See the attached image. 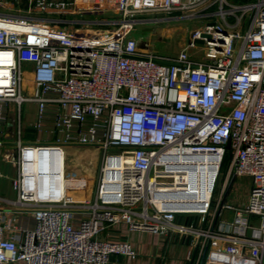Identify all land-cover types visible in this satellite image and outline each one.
I'll list each match as a JSON object with an SVG mask.
<instances>
[{"label":"built area","instance_id":"obj_1","mask_svg":"<svg viewBox=\"0 0 264 264\" xmlns=\"http://www.w3.org/2000/svg\"><path fill=\"white\" fill-rule=\"evenodd\" d=\"M79 1L0 0V147L17 167L0 264L136 259L103 237L122 224L180 239L191 264H264V0H112L103 19ZM144 16L197 24L168 57L133 37ZM25 103L51 137L28 139Z\"/></svg>","mask_w":264,"mask_h":264},{"label":"crops","instance_id":"obj_2","mask_svg":"<svg viewBox=\"0 0 264 264\" xmlns=\"http://www.w3.org/2000/svg\"><path fill=\"white\" fill-rule=\"evenodd\" d=\"M28 89L32 90L30 86ZM31 106L34 107L32 114L25 116L23 113L24 127H26L29 134V136L28 134L26 135V138L28 136V139L35 140L36 138L44 139L48 136L51 137V135H46L44 132H37L33 129L32 124L35 123L36 105ZM13 150L14 146L10 144L0 147V175H4L2 180L0 178V204L2 203L1 199L12 200L15 198L12 180L17 174V167L14 165V162L8 158V155L11 154ZM73 153H75V150ZM71 161H73L72 158ZM230 200L236 202L234 199ZM103 237L114 241H128L138 253L136 259L125 256H113L110 264H191L188 259L191 247L183 243L180 239L162 237L144 231L132 232L125 224L120 225L118 228L108 229V231L103 234Z\"/></svg>","mask_w":264,"mask_h":264},{"label":"rangeland","instance_id":"obj_3","mask_svg":"<svg viewBox=\"0 0 264 264\" xmlns=\"http://www.w3.org/2000/svg\"><path fill=\"white\" fill-rule=\"evenodd\" d=\"M232 3H245L246 0H230ZM80 5L86 10L88 13L85 16V19H103V18H117V14L113 15L112 13L109 15L107 14H101L102 10L104 9V6H111L113 7L112 0H80ZM15 10V8H14ZM111 11V9H110ZM93 12V14H92ZM119 16V15H118ZM154 16V15H153ZM153 16H144L140 17L141 19H145V22H139L136 24L135 31L133 33V37L138 40V43L140 46H143L144 44H149L152 46V49L154 52H156L159 55L162 56H168L173 57L176 56L178 53H180L182 50L187 48L189 44L190 39V33L191 31L196 27L195 21H186V20H180V19H174V20H167L166 21H154ZM158 19L161 18H168V15L160 14L157 16ZM153 19V20H151ZM192 54L196 52V50L191 51ZM27 81H30V76H26ZM29 90V89H28ZM34 110V107L31 106V104H24L23 111L24 115L27 116L28 114H32V111ZM75 150V153H73ZM12 152V151H11ZM77 153V154H76ZM86 150L80 151L79 149L72 148V154L71 157L74 159L72 161V168L76 170V168L80 165V161L83 159H88ZM13 155V152L9 154L8 156ZM73 155V156H72ZM80 156V157H79ZM82 157V158H81ZM84 157V158H83ZM91 157V156H90ZM81 158V159H80ZM99 159V156H98ZM88 162V161H87ZM87 162L83 164V166L87 165ZM98 162L96 164V168L98 167ZM95 165V162H94ZM79 168V167H78ZM77 168V169H78ZM93 171V170H92ZM76 172L79 175H84L83 171H80L79 169L76 170ZM75 172V173H76ZM8 177V176H7ZM1 180L4 178V175H0ZM11 181V180H10ZM90 183V192L94 186L93 181ZM245 179L241 180L240 185H243L245 183ZM237 184L233 185L232 190L230 192V199L235 195V188ZM239 188V187H237ZM77 192H79L77 190ZM77 198H83L84 193H76ZM75 195V198H76ZM15 199V198H14ZM229 199V200H230ZM243 200H239V203L243 202Z\"/></svg>","mask_w":264,"mask_h":264},{"label":"bare ground","instance_id":"obj_4","mask_svg":"<svg viewBox=\"0 0 264 264\" xmlns=\"http://www.w3.org/2000/svg\"><path fill=\"white\" fill-rule=\"evenodd\" d=\"M91 155L95 156L96 155V152H93Z\"/></svg>","mask_w":264,"mask_h":264},{"label":"water","instance_id":"obj_5","mask_svg":"<svg viewBox=\"0 0 264 264\" xmlns=\"http://www.w3.org/2000/svg\"><path fill=\"white\" fill-rule=\"evenodd\" d=\"M140 45V44H139ZM144 46V45H143ZM143 46H140V47H143ZM169 64V63H168Z\"/></svg>","mask_w":264,"mask_h":264}]
</instances>
